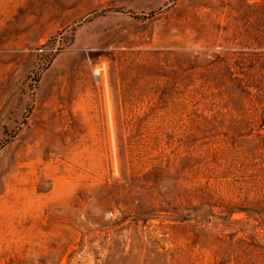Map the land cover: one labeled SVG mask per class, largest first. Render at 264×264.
Wrapping results in <instances>:
<instances>
[{
  "label": "rangeland",
  "instance_id": "374dc122",
  "mask_svg": "<svg viewBox=\"0 0 264 264\" xmlns=\"http://www.w3.org/2000/svg\"><path fill=\"white\" fill-rule=\"evenodd\" d=\"M264 0H0V264H264Z\"/></svg>",
  "mask_w": 264,
  "mask_h": 264
},
{
  "label": "trees",
  "instance_id": "16d2710c",
  "mask_svg": "<svg viewBox=\"0 0 264 264\" xmlns=\"http://www.w3.org/2000/svg\"><path fill=\"white\" fill-rule=\"evenodd\" d=\"M262 163H264V161H262Z\"/></svg>",
  "mask_w": 264,
  "mask_h": 264
}]
</instances>
